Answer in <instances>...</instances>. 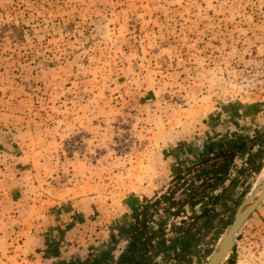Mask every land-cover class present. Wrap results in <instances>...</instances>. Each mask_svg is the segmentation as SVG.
<instances>
[{
  "label": "rangeland",
  "instance_id": "1",
  "mask_svg": "<svg viewBox=\"0 0 264 264\" xmlns=\"http://www.w3.org/2000/svg\"><path fill=\"white\" fill-rule=\"evenodd\" d=\"M135 85L146 87L154 103L145 113L126 103L120 91L128 94ZM13 102L29 106L31 125H40L42 113L57 119L61 112L71 115L57 140L60 128L55 126L43 138L51 142L41 139L29 147L33 152L46 148L48 154L55 149L56 156H46L45 162L57 170L45 178L62 187L81 182L78 193L85 191V180L114 184L120 172L135 176L132 166L139 165L152 134L151 111L185 106L188 124L197 125L209 111L240 104L242 111L254 112V119L241 137L249 155L232 171L236 199L229 216L264 178V0H0V107ZM192 176L172 183L166 192L171 201L184 198L188 188L199 189ZM150 203L136 227L147 231L159 216L164 223L174 219L177 205L169 206L164 198L153 207ZM93 219L87 220L92 229L80 226L71 234L75 240L68 245L82 253H71L67 264H87L90 256L99 264L95 256L101 249L106 264H118V247L127 243L110 238L102 222ZM186 220L182 230L192 228L194 221ZM224 222L203 235L184 236L187 256L170 251L164 263L204 264ZM222 264H264L261 205Z\"/></svg>",
  "mask_w": 264,
  "mask_h": 264
},
{
  "label": "crops",
  "instance_id": "2",
  "mask_svg": "<svg viewBox=\"0 0 264 264\" xmlns=\"http://www.w3.org/2000/svg\"><path fill=\"white\" fill-rule=\"evenodd\" d=\"M120 91L126 96V103L141 112L146 111L147 105L151 107L154 104L148 99L146 87L135 85L128 94L124 88H120ZM238 105L227 106L228 110L225 111L219 108L215 112L209 111L197 125L188 124L184 112L188 109L185 106L179 110L170 107V110L151 111L147 117L152 121L149 124L152 134L148 136L138 167L132 166L135 176L127 177L126 173L120 172L123 175L114 184L85 180V191L81 193L77 192L81 189V182L73 181L62 187L55 185V180L45 178L47 174L51 175L52 168L53 174L57 170L55 165L46 166L45 162L46 156H56L55 149L52 154H48L46 148L37 146L33 152L29 147L34 141L37 143L50 136L55 126L60 128L54 133V140H57L60 131L67 127L63 125L71 123V115L61 112L62 118L57 119L54 114L46 118L42 113L41 123L37 126L36 120L33 125L30 124L31 113L27 104L13 102L10 106H1L0 264L71 263L73 256L70 254L78 251L81 255L82 248L68 245V240H75L71 234L77 233L80 226L84 230L92 229L87 220L93 218L94 221L102 222L101 226L110 238L117 237L127 243L118 247V264L142 261L145 264H165L164 260L170 251L185 258L187 253L183 249L187 245L182 238L193 233L196 236L200 233L203 235L209 228L217 227L216 223H223L227 219L235 203L236 179L231 175L234 169L242 167V161L249 155L243 150L246 143L241 137L252 128L247 126L254 119L250 117L254 112H244V107ZM245 126L246 131H243ZM47 142H51L49 138L43 139V144ZM241 146L242 149L237 151ZM223 151L233 153L232 161L227 160L229 156L222 154ZM224 164L226 170L217 172L215 176L212 171L214 166ZM190 175H193V180L200 182L195 185L199 187L195 205L185 204L178 214H171L173 220L169 219L165 223L159 220V216L154 227L148 225V229L153 231L150 237H157V241L151 240V248L148 247L150 249L145 253L139 247L131 250L127 232L142 218L143 207L170 190L178 178L182 176L187 179ZM216 177L219 179L216 180ZM202 180L211 182V185L203 188ZM62 189L66 190L63 196L60 194ZM260 205L264 209V201ZM93 209L98 214L92 213ZM83 210L88 213L84 214ZM188 218L194 221L189 225L193 229L182 230ZM248 219H252V214ZM188 243L191 248L195 246L193 240ZM103 253V249L96 251L95 260L99 264H106ZM105 254L108 256V252ZM90 257L86 263L94 264Z\"/></svg>",
  "mask_w": 264,
  "mask_h": 264
},
{
  "label": "water",
  "instance_id": "3",
  "mask_svg": "<svg viewBox=\"0 0 264 264\" xmlns=\"http://www.w3.org/2000/svg\"><path fill=\"white\" fill-rule=\"evenodd\" d=\"M259 188L261 189L257 194ZM249 194L250 195L246 196V198L234 209L233 212L230 213L226 219L214 249L204 264L223 263L226 255L231 251L234 245V240L237 233L246 220L250 217V215L254 212V210L260 205L261 202L264 201V178ZM247 197H250L251 199L253 197V202L248 203L249 201L246 200Z\"/></svg>",
  "mask_w": 264,
  "mask_h": 264
},
{
  "label": "trees",
  "instance_id": "4",
  "mask_svg": "<svg viewBox=\"0 0 264 264\" xmlns=\"http://www.w3.org/2000/svg\"><path fill=\"white\" fill-rule=\"evenodd\" d=\"M222 154L224 155H228V161H231L232 158H233V153L232 152H226V151H223L221 152ZM229 162L226 163V166L228 165ZM225 168V164L224 165H218V166H214L213 168V174L216 176L217 172H223L224 170H226ZM207 172V171H206ZM205 173V171H204ZM197 176H199V174H197ZM219 179V177H216V180ZM202 184L204 183V187L205 188L206 186L208 185H211L210 183L211 182H204V180H202L201 182ZM183 195H185L184 198H182L181 200H178V201H171V198H172V194H162L161 195V198L159 199H156L154 200L153 202L150 203V206L153 207L155 206L156 204H158L160 202V200L162 198H164V200L166 202H169V206L171 205H177L178 207H182L184 206L185 204H188L190 206H194L195 203L197 202L195 196L198 194V192L196 190H192V188H188L187 190H184L183 192ZM178 207L175 208V210H172L173 212H171L173 215H176L178 214ZM145 208V206L143 207ZM144 222L146 220H143ZM146 229L144 228V226L141 228H138L136 227V225H134L131 229H130V232H129V240H130V248L131 250H133V248H136V247H139L140 248V251L142 253H145L149 248L148 246H151V239H150V234H149V231L147 229V231H145ZM136 264H145V262H137Z\"/></svg>",
  "mask_w": 264,
  "mask_h": 264
},
{
  "label": "bare ground",
  "instance_id": "5",
  "mask_svg": "<svg viewBox=\"0 0 264 264\" xmlns=\"http://www.w3.org/2000/svg\"><path fill=\"white\" fill-rule=\"evenodd\" d=\"M257 185H258V184H257ZM257 185H256V186H257ZM256 186H255L254 188H256ZM260 189H261V188L258 189L257 194L260 192ZM253 190H254V189H253ZM249 195H250V194H249ZM246 200L249 201L248 203H252V202H253V197H252V199H251L250 197H247ZM248 205H249V204H248Z\"/></svg>",
  "mask_w": 264,
  "mask_h": 264
}]
</instances>
